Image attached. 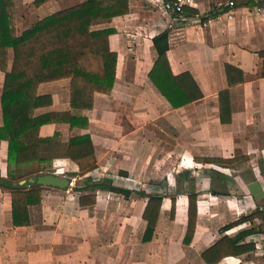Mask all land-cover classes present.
Wrapping results in <instances>:
<instances>
[{
    "label": "crops",
    "instance_id": "0c3cea01",
    "mask_svg": "<svg viewBox=\"0 0 264 264\" xmlns=\"http://www.w3.org/2000/svg\"><path fill=\"white\" fill-rule=\"evenodd\" d=\"M13 1L18 33L83 2L50 0L35 7L34 0ZM177 1L183 15L173 14L165 0H129L125 16L91 25V30H115L109 37V48L117 54L112 92L95 93L92 110L78 111L88 120L86 129L48 124L39 136L57 132L66 142L89 135L96 168L68 177L78 166L54 158L46 175L64 177L69 185L44 187L40 205L28 210V226H12L11 196L0 189V264H207L201 255L217 241L261 223L255 219L221 231L264 209V0ZM165 30L171 73H189L202 93L200 100L178 109L148 78L154 61L151 40ZM8 56L10 62L11 50ZM226 65L241 72V84L228 88ZM3 80L0 72V98ZM226 89L229 106L221 122L219 93ZM38 93L52 99L42 111H71L68 80L41 85ZM0 174L6 178L5 141L0 143ZM142 193L163 197L153 237L146 242ZM189 194L196 196V220L185 244ZM238 245L253 249L235 255L224 248L221 254L229 256L217 264H264V233L246 236Z\"/></svg>",
    "mask_w": 264,
    "mask_h": 264
},
{
    "label": "trees",
    "instance_id": "16d2710c",
    "mask_svg": "<svg viewBox=\"0 0 264 264\" xmlns=\"http://www.w3.org/2000/svg\"><path fill=\"white\" fill-rule=\"evenodd\" d=\"M48 1L34 0L33 5L40 7ZM176 1L165 0L169 5ZM184 12L182 7L180 14ZM128 13L129 0H83L78 5L38 20L18 33L14 1L0 0V72L4 74L0 98V143L7 142V175L2 178L0 174V189L10 193L13 227L30 224L28 210L40 205L44 188L36 183V179L52 172L54 158H66L78 166V172L68 177H81L96 168L89 135L71 137L63 142L57 132L51 137H40L39 129L48 124H65L70 130L88 127L87 118L80 116L78 111L92 110L95 93L111 94L117 62V54L109 48V37L115 34V30H91V25L95 21L110 20ZM168 34V30H165L151 40L154 61L148 78L166 102L173 109H178L200 100L202 93L189 73H171L166 55ZM9 50L12 51L10 62ZM262 67L261 75L264 77V57ZM225 73L228 88L243 82L237 68L226 65ZM61 80L69 81V105L72 112L42 111L51 106L52 99L49 95L39 94V87ZM228 95V89L219 93L221 122H224V108L229 106ZM222 100H225V104ZM33 164L36 166L28 167ZM30 178L34 180L33 183L28 182ZM23 180H26L25 183L19 185ZM94 186L97 185L91 188ZM108 189L129 194L110 186ZM140 196L147 198L142 215L147 223L143 237L146 242L153 237L163 197L143 193ZM90 203H94V198ZM80 204L83 202L80 201ZM187 219L185 244L192 237L196 220V196L193 194L188 195ZM255 219L261 221L256 229L244 231L233 239L223 237L202 253L203 260L207 264H217L229 256L221 254L224 248L230 249L227 254L235 255L251 251L252 245L238 243L246 236L264 233L263 209H256L221 228V231H228Z\"/></svg>",
    "mask_w": 264,
    "mask_h": 264
},
{
    "label": "water",
    "instance_id": "95a60500",
    "mask_svg": "<svg viewBox=\"0 0 264 264\" xmlns=\"http://www.w3.org/2000/svg\"><path fill=\"white\" fill-rule=\"evenodd\" d=\"M29 183H33V179L28 180ZM25 181L19 182V185H23ZM36 183L43 186V187H53V188H59V189H65L69 182L64 177H58L55 175H43L39 176L36 179Z\"/></svg>",
    "mask_w": 264,
    "mask_h": 264
},
{
    "label": "built area",
    "instance_id": "2783aa9c",
    "mask_svg": "<svg viewBox=\"0 0 264 264\" xmlns=\"http://www.w3.org/2000/svg\"><path fill=\"white\" fill-rule=\"evenodd\" d=\"M229 6H233V3L232 2H229ZM182 7H183V5H182V3L181 2H178V1H176V2H174V3H172V4H167L166 5V8L167 9H169V10H174L176 13H178V14H180L181 13V11H182ZM257 11H260V9L258 8L257 9ZM209 23H211V21L210 20H208L205 24H203L204 26L205 25H208ZM264 210V209H263Z\"/></svg>",
    "mask_w": 264,
    "mask_h": 264
}]
</instances>
